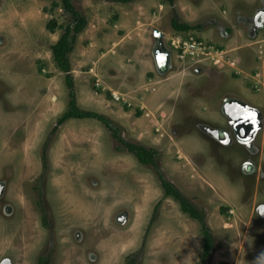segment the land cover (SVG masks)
Instances as JSON below:
<instances>
[{
  "label": "rangeland",
  "instance_id": "rangeland-1",
  "mask_svg": "<svg viewBox=\"0 0 264 264\" xmlns=\"http://www.w3.org/2000/svg\"><path fill=\"white\" fill-rule=\"evenodd\" d=\"M263 1L73 0L88 20L70 54L79 107L159 151L166 176L206 213L218 242L209 264H249L264 244V29L249 37L239 19L263 13ZM174 11L203 25L189 31L201 49L172 44ZM50 19L70 21L61 0H0V264H37L49 251L53 264H127L130 254L136 264H198L199 222L102 122L69 119L51 133L68 87L50 49L62 29L50 31ZM227 98L258 111L253 137L238 135Z\"/></svg>",
  "mask_w": 264,
  "mask_h": 264
},
{
  "label": "trees",
  "instance_id": "trees-1",
  "mask_svg": "<svg viewBox=\"0 0 264 264\" xmlns=\"http://www.w3.org/2000/svg\"><path fill=\"white\" fill-rule=\"evenodd\" d=\"M112 1L128 3L134 0ZM167 1L171 4L173 3V0ZM61 7L64 12L70 15V21L65 24H58L56 19H50L46 26L50 31H54L56 27L62 29L60 37L55 43L50 46V49L52 51L53 60L55 61L56 66L64 73V80L68 87V103L64 112L56 120L51 133L54 134V132H56L62 124L72 118H94L102 122L110 130L112 137L118 142L116 149L126 150L133 153L141 164L152 168L164 191V196L173 198L179 203L180 209L184 213L199 222L200 229L203 234L204 243L203 251L201 253V259L198 264H209L211 255L217 248L218 242L207 222L206 213L166 176L158 162L159 151L154 147H148L146 145L125 139L122 135V128L108 116L97 111L85 110L79 107L76 97L74 77L72 74L70 54L75 48V44L79 34L82 33L86 28L88 20L85 14H83L75 6L73 0H61ZM170 20L172 28L177 31L201 29V24L199 23L189 24L182 21L179 18V15L175 13V11ZM42 163L44 170L43 175L45 176L47 170V144H45L43 147ZM40 183L36 185V188L39 191L38 204L41 208V220L43 225L50 229L51 222L48 217V210L45 207L43 194L40 189ZM156 210L157 205L154 208V214ZM222 211L224 212L225 208L222 209ZM50 253L51 252L49 251L45 254H41L38 257L37 264H53L52 256ZM126 262L127 264H136V260L133 257V254L127 256Z\"/></svg>",
  "mask_w": 264,
  "mask_h": 264
},
{
  "label": "flooded vegetation",
  "instance_id": "flooded-vegetation-1",
  "mask_svg": "<svg viewBox=\"0 0 264 264\" xmlns=\"http://www.w3.org/2000/svg\"><path fill=\"white\" fill-rule=\"evenodd\" d=\"M258 1H255L254 3L251 4H255ZM245 4H241L240 7H244ZM246 6V5H245ZM263 6H264V1H263ZM258 7V6H256ZM256 7L253 9L252 13H251V18H248V15H244L239 17V19H241L243 21V23L248 26V29L245 30V35L247 36H260L261 35V29H264V20L262 21V18H259L261 14L264 13H260L258 16L255 14V12L257 11ZM259 8V7H258ZM264 8V7H263ZM256 9V10H255ZM230 15H231V21H233L234 19V10H233V6L230 7ZM262 12V11H259ZM257 16V17H256ZM262 17V15H261ZM261 19L262 22H259L258 20ZM236 21V20H234ZM236 23V22H235ZM232 26L234 24H231ZM230 26V25H229ZM226 27L220 31H222L224 34L223 35H231L232 34V28L231 27ZM196 30H203V25H201V29H196ZM264 39L261 38V40L259 41H263ZM201 41V40H200ZM242 91V89H241ZM227 102L229 103L228 107H230V109L232 110L233 117V126L235 127V130L237 129V133L239 136L241 137H253V133L255 129H260L261 125L260 123L258 124V119H259V115H258V111L255 112L253 111V107H250L252 105H248L246 104L244 101H239L238 99H234V98H227ZM256 110V109H255ZM258 129V131H259ZM257 131V132H258ZM257 134V133H256ZM249 138V139H250ZM257 212L259 213V215L261 216V218L264 217V207H261L259 210H257ZM264 219V218H263Z\"/></svg>",
  "mask_w": 264,
  "mask_h": 264
},
{
  "label": "crops",
  "instance_id": "crops-1",
  "mask_svg": "<svg viewBox=\"0 0 264 264\" xmlns=\"http://www.w3.org/2000/svg\"><path fill=\"white\" fill-rule=\"evenodd\" d=\"M194 30H196V29H193V31ZM189 31H191V30H189ZM189 31H177L176 30V35L177 36H179V38L181 37H183V38H186V34H187V36H190V37H193L194 38V36H191V32H189ZM197 39V38H196ZM199 39V38H198ZM159 50V48H157L156 49V51H155V53L157 52ZM163 52V51H162ZM161 51H160V53L158 54V56H156L155 58H157L159 61L160 60H162L163 59V56H164V54L165 53H162ZM168 53V52H167ZM72 119H75V118H72ZM78 119V118H77ZM262 248V250L261 251H258L257 252V255H256V257H254V259L253 260H251V262H252V264H264V244H263V246L262 247H260L258 250H260ZM249 261V260H248ZM257 261V262H256ZM250 261H249V264L251 263Z\"/></svg>",
  "mask_w": 264,
  "mask_h": 264
},
{
  "label": "built area",
  "instance_id": "built-area-1",
  "mask_svg": "<svg viewBox=\"0 0 264 264\" xmlns=\"http://www.w3.org/2000/svg\"><path fill=\"white\" fill-rule=\"evenodd\" d=\"M197 40H196V38L191 37L190 41H188V40L181 41L179 36H177L176 41H174V39H173V41H172L173 43L172 44L175 45V46H178L180 43H183V45H182V47H183L182 53H185L187 48H198V49H201L202 42L199 39H197ZM180 56L183 57L184 54H181ZM114 96H115L116 99L119 98L118 95H116V94H114Z\"/></svg>",
  "mask_w": 264,
  "mask_h": 264
},
{
  "label": "water",
  "instance_id": "water-1",
  "mask_svg": "<svg viewBox=\"0 0 264 264\" xmlns=\"http://www.w3.org/2000/svg\"><path fill=\"white\" fill-rule=\"evenodd\" d=\"M167 61H168V53H165L164 56H163V59H162V63H161V64H166ZM226 105H227V104H226ZM251 109H253V111L257 112V110H255L254 108H251ZM258 117H259V116H258ZM258 124H259V122H258ZM258 129H259V128H258ZM258 129H255L254 132H252V133H253V134H252L253 136L257 133Z\"/></svg>",
  "mask_w": 264,
  "mask_h": 264
}]
</instances>
